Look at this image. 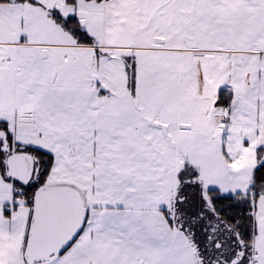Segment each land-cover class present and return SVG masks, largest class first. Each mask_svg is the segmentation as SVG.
Listing matches in <instances>:
<instances>
[{
	"label": "snow or ice",
	"instance_id": "obj_1",
	"mask_svg": "<svg viewBox=\"0 0 264 264\" xmlns=\"http://www.w3.org/2000/svg\"><path fill=\"white\" fill-rule=\"evenodd\" d=\"M0 264H264V0H0Z\"/></svg>",
	"mask_w": 264,
	"mask_h": 264
}]
</instances>
